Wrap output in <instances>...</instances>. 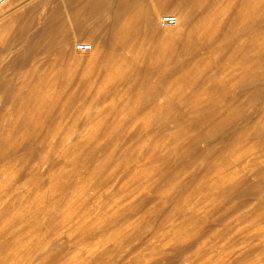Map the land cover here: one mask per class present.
<instances>
[{
  "label": "rangeland",
  "instance_id": "374dc122",
  "mask_svg": "<svg viewBox=\"0 0 264 264\" xmlns=\"http://www.w3.org/2000/svg\"><path fill=\"white\" fill-rule=\"evenodd\" d=\"M13 1L0 7L1 76L27 71L59 99L51 116L26 114L38 129L8 135L12 148L0 139V264H264V49L259 95L226 100L245 90L223 74L238 60L203 53L177 68L159 55L179 34L159 20L177 10L158 7L155 29L134 37L132 68L107 76L88 35L39 34L63 0Z\"/></svg>",
  "mask_w": 264,
  "mask_h": 264
},
{
  "label": "bare ground",
  "instance_id": "6f19581e",
  "mask_svg": "<svg viewBox=\"0 0 264 264\" xmlns=\"http://www.w3.org/2000/svg\"><path fill=\"white\" fill-rule=\"evenodd\" d=\"M30 1L33 2V0ZM44 1L45 0H43V2ZM142 1L144 0H63L62 1L64 8L63 12H61V7L59 6L51 10L49 15L47 16V22L46 24L44 23L45 25H43L44 27L42 28L39 34L41 36H45L51 33L57 27H61V26L66 27L68 25V27L74 28L81 35H88L90 40L95 41V45H94L95 50L93 51H97L99 49V51H97V54L98 52L100 53L98 55L96 54V57L90 61L94 62L97 65V68L99 69L100 72L102 71L100 73L101 75L102 73L105 72L104 75L106 74L108 76L109 74H111V72H113L112 70H114L120 63H122L123 66L127 68L129 66H131L132 68V65H134L133 62L134 57H131L132 61H130L128 59L129 58L128 56L130 55L132 56V54L130 53L133 50H135L136 46H138L137 43L133 42L134 37L136 38L138 35L141 34L148 35L149 32H147L146 29L150 28L149 30H151L154 28V26L156 25V20H157L156 18H158V14H159L158 7L165 9L171 8L173 10H177V12L179 13L178 14L179 17H177V22L176 24H174L176 26L171 25L174 26L175 28H167V29L170 31H173V29L174 31L179 30V34L177 33L178 34V36H176L177 39L171 45V47L168 46V48L165 47L162 48V50H159L160 51L159 55H162L169 59L171 58L170 60H174L173 61L174 67L177 68L195 67V66L197 67L196 62L198 60L192 61V59H194V57L198 58L200 55H203V53L205 54L217 53L222 60L227 59V61L221 63V65L224 66L228 63V61H234L236 59L238 60V64L240 63L241 65L239 64L235 68L232 67V69H230V67L224 68L225 70L224 69L223 70L225 71L226 75L223 71L222 72L224 76L229 75V77L231 76V79L233 80L236 77H240L239 81L235 83L236 87L245 90H243V92H241L240 94H233V93L229 94L230 92H228L227 94H224L225 96H223V98L226 100H233V101L242 100L243 98L247 100L248 99L252 100L256 98L257 94L259 95L258 92L260 91H258L259 89L258 85L260 84L259 82L261 79L256 69V59L261 53L262 49H264V40L263 39L260 40L259 39L260 35L258 34L260 33L259 32L260 28L262 29V25L264 24V18L262 17L263 19L261 18L262 20H259L258 13L260 11L264 12V0H149L147 7H145L144 9L141 8ZM10 2L13 3L14 1L9 0L8 3ZM27 2L28 0H20L18 2V5L24 6L26 5L25 3ZM43 2L39 1L40 4L41 3L43 4ZM255 2L256 3L261 2V5L254 4ZM37 4L38 3H35V7L37 6ZM135 15H139L138 16L139 19L137 18L136 22L134 23V21L131 20L132 17L134 18ZM166 15H171V14H166ZM162 19L159 21H162ZM183 25H184V29L182 28ZM166 27H170V26H166ZM20 32L21 33L18 34L19 36L22 35V29ZM63 35L65 42L71 39V36H69L68 34L63 33ZM75 44L82 45L87 43L80 42ZM34 47L35 46L29 45L25 48L23 56L26 57H24V60H26V58H28V56L33 52ZM90 47H92V45H90ZM169 47L171 48V50ZM100 48H102L101 52H100ZM161 58L162 57H160V59ZM74 59L76 60V58ZM87 65L89 66V63ZM115 65L117 66L115 67ZM246 65L247 67H245ZM113 67L115 68L113 69ZM120 68L122 69V67ZM124 70L125 69L123 68V71ZM26 72L20 70L11 72L10 74L5 72L2 74V76L0 73L1 76L0 92L4 96V98L7 97L6 98L7 101H5L6 104L2 108H0V111H2L1 113H2L3 121L5 122L7 121V126L6 123L3 124V121H1L2 122L1 125L3 127L2 126L0 127V139L1 141L5 142L6 145L9 144L10 147H11L10 144L11 142L9 140L10 137L8 135L13 133L16 134V132L19 133L18 131L21 132L23 129H28L27 126L33 129L35 128L34 129L35 131L38 129V128L36 129V127H32L31 123L28 122V119L30 118L28 115L32 113L36 115L39 114L40 116L43 114L50 115L49 112L54 111V110L51 111V108L55 102L54 99L56 98H57L56 100L59 99L58 95L54 93L53 95L49 91L51 88L45 89L44 87L45 85H43V83L41 84L38 83V81L36 80L37 77H32V74ZM231 79H228L229 82L228 80H224V82L222 80L220 87H222L223 89L229 86L233 87L234 84L231 83L233 81ZM35 81H37L38 84H35L36 83ZM39 85L40 87H38ZM47 86L48 85H46V87ZM26 87H31V89L28 90ZM0 99L2 100L3 98ZM74 99L75 98H73V100ZM75 102L76 99L73 103L71 102V104L73 105L75 104ZM0 105H2L1 102ZM13 111L14 113H16V115L17 113L18 114L22 113V116L23 114L24 115L28 114V115L23 117L21 116L22 119L20 115H17V117H20V119L15 118L16 115L12 113ZM47 112L49 114H47ZM9 114L14 115L13 118H11ZM7 115L10 116V118L7 117L8 119H6L5 116ZM36 115H30V116H32L33 118L34 116L36 117ZM17 121H19V123H17ZM4 134H6L7 136H4ZM18 139L19 138H17V140ZM19 145L20 144H18V146ZM5 146L3 145V147ZM6 148L8 149L9 147H5V149ZM11 148H9L8 150H10ZM5 149H3L4 150L3 152H8V150Z\"/></svg>",
  "mask_w": 264,
  "mask_h": 264
},
{
  "label": "built area",
  "instance_id": "2783aa9c",
  "mask_svg": "<svg viewBox=\"0 0 264 264\" xmlns=\"http://www.w3.org/2000/svg\"><path fill=\"white\" fill-rule=\"evenodd\" d=\"M8 2H9V0H0V7L4 6ZM162 22H163L164 26H171V25L176 24L177 17L175 15H166L163 17ZM78 48L81 50H87L88 48H90V45L82 44V45H79ZM0 101H1V99H0Z\"/></svg>",
  "mask_w": 264,
  "mask_h": 264
}]
</instances>
